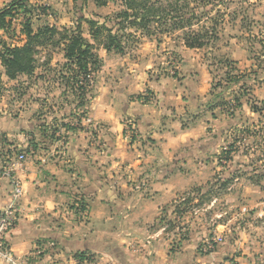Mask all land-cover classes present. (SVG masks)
I'll return each instance as SVG.
<instances>
[{
  "label": "crops",
  "instance_id": "1",
  "mask_svg": "<svg viewBox=\"0 0 264 264\" xmlns=\"http://www.w3.org/2000/svg\"><path fill=\"white\" fill-rule=\"evenodd\" d=\"M189 51H181L177 76L152 79L145 60L122 79L100 75L84 116L52 139L13 132L6 118L0 123V154L10 148L8 155L21 150L26 156L15 172L23 190L18 222L6 235L17 258L29 264H75L79 254L98 264H264L258 223H216L223 239L210 253L199 251L210 230L196 226L197 215L176 247L175 234L158 223L185 196L196 199L200 193L189 190L206 185L213 168L210 77L207 64H197ZM126 119L135 126L132 137ZM33 136L40 143L32 144ZM10 192V182L0 178V208Z\"/></svg>",
  "mask_w": 264,
  "mask_h": 264
},
{
  "label": "rangeland",
  "instance_id": "2",
  "mask_svg": "<svg viewBox=\"0 0 264 264\" xmlns=\"http://www.w3.org/2000/svg\"><path fill=\"white\" fill-rule=\"evenodd\" d=\"M13 1L0 0V10ZM26 2L31 11L23 14L21 10H14L11 17H6L8 26L0 29V38L8 45L24 43L25 37L20 30L26 18L30 19L33 30L45 24L75 28L83 14L110 17L120 9V0H107L104 6L95 4L94 0H85L83 4H76L74 0ZM209 2L203 11L208 9L210 23L217 22V39L213 45L210 43L211 47L188 49L194 55L191 59L198 60L197 64H207L210 77L207 92L210 111H213L210 118L216 119V122L210 121L213 123L210 140L215 139L216 143L215 153H210V163H213L210 181L189 190L190 193H200L196 199L185 196L183 202L174 203L178 211L172 212L173 216L157 218L166 232L175 234L171 245L176 247L189 233L186 224L189 225L197 215L196 226L203 223L210 230L208 239L199 246L201 253H210L221 243L222 235L214 232L218 222L229 219L231 226L255 223L264 226V174H258L264 170V0ZM80 29L83 36L95 45L102 60L98 70H102L104 65L109 68L103 73L98 70L93 73L87 100L79 105L80 97L62 79L71 76V71L63 66L65 60L61 47L39 46L35 55V70L29 76L19 75L10 80L3 76L0 64V123L6 118L11 123V127L6 128L13 132H40L39 137L52 139L53 132L61 126L68 127L70 121L76 123L79 116H84L85 106H88L89 97L95 90L94 82L100 75L110 79L114 74V79H122L125 70L141 60L148 62L150 77L155 80L177 76L179 72L177 67L182 64L181 51L186 48L181 40L182 31L162 33L153 25L151 30L154 32L148 35L145 31L132 29L130 40L124 38V50L116 52L106 51L99 41L93 40L85 22L80 23ZM224 56L234 60L235 74L240 76L236 83L229 84L224 80L225 72L219 63ZM210 63L211 68L208 66ZM111 68L115 71L112 72ZM249 94L261 107V114L251 111L247 103ZM0 132L4 131L0 129ZM212 132L217 137L213 138ZM4 138L0 137L1 140ZM31 139L32 144L40 143L35 136ZM230 145H233V150L228 158L224 157V151H228ZM8 150L11 149L0 154V166L8 157L21 152L14 150L15 154L8 155Z\"/></svg>",
  "mask_w": 264,
  "mask_h": 264
},
{
  "label": "trees",
  "instance_id": "3",
  "mask_svg": "<svg viewBox=\"0 0 264 264\" xmlns=\"http://www.w3.org/2000/svg\"><path fill=\"white\" fill-rule=\"evenodd\" d=\"M85 0H74L76 4H83ZM210 0H120V9L113 16L101 17L98 15L83 14L78 19L75 28L55 25H42L36 30L30 25V19L26 18L21 26V34L25 41L21 45H8L0 38V64L4 75L10 79H16L19 75H31L35 70L36 58L39 46H60L63 58V66L71 73V76L62 77L70 85L71 90L80 97L79 105L84 104L91 88L92 75L101 65V58L96 52L95 45L83 36L80 23L88 25V32L93 40L99 41L106 51L122 52L124 50V38L130 40L135 31H145L148 35L156 25L162 33L182 31L181 40L187 48L211 47L217 39L216 24L210 23V14L206 5ZM97 5H106L107 0H94ZM26 0H14L6 8L0 10V29L8 26L7 16H12L14 10H21L26 14L28 9ZM206 19V21H205ZM134 31V30H133ZM219 63L225 72L224 80L229 84L239 81L240 76L235 74L237 68L234 60L224 56ZM211 68L210 65L208 64ZM211 71V70H210ZM220 82L218 81L217 84ZM247 95V94H246ZM247 103L252 112L261 114V107L255 103L254 96L249 94ZM239 104V103H238ZM240 105V104H239ZM69 127V126H68ZM70 128V127H69ZM233 145H230L224 157L229 156ZM264 174V170L260 173ZM227 182V181H225ZM198 191V188L196 189ZM175 206L172 212L178 211ZM163 216L159 217V220ZM79 259L81 254L77 255Z\"/></svg>",
  "mask_w": 264,
  "mask_h": 264
},
{
  "label": "built area",
  "instance_id": "4",
  "mask_svg": "<svg viewBox=\"0 0 264 264\" xmlns=\"http://www.w3.org/2000/svg\"><path fill=\"white\" fill-rule=\"evenodd\" d=\"M127 136H134L135 126L129 119L124 121ZM25 160L24 153L20 152L8 157L0 166V178H6L11 185V192L7 204L0 208V264H28L17 258L6 240V235L15 227L18 222L19 202L23 194L22 185L15 172L22 166ZM208 248L212 247L207 245ZM75 264H98L91 258L84 257L76 260ZM110 264V263H103Z\"/></svg>",
  "mask_w": 264,
  "mask_h": 264
}]
</instances>
